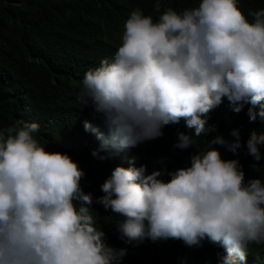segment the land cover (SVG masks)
<instances>
[{"label": "clouds", "instance_id": "9594fccd", "mask_svg": "<svg viewBox=\"0 0 264 264\" xmlns=\"http://www.w3.org/2000/svg\"><path fill=\"white\" fill-rule=\"evenodd\" d=\"M163 3L155 0V19L131 10L114 56L88 68L76 102L107 129L83 124L99 141L94 158L162 138L183 120L194 135L178 132L173 147L195 149L189 164L169 170L161 158L149 171L133 157L94 198L81 187L79 164L40 143L39 123L17 119L0 127V264H122L127 248L110 246L97 226L112 217L125 244L206 241L222 250L219 264H247L250 249L264 246V180L247 179L239 159L225 160L214 147L238 156L246 146L255 171L264 160V132L242 142L233 129L232 140L216 135L194 147L196 138L217 131L209 121L225 98L234 113L247 108L249 122L264 125V8L246 16L238 0H196L180 11ZM94 203L113 215L101 218Z\"/></svg>", "mask_w": 264, "mask_h": 264}, {"label": "trees", "instance_id": "16d2710c", "mask_svg": "<svg viewBox=\"0 0 264 264\" xmlns=\"http://www.w3.org/2000/svg\"><path fill=\"white\" fill-rule=\"evenodd\" d=\"M155 0H0V127L9 126L17 119L36 122L41 130L36 134L48 151L66 153L85 172L81 187L97 198L103 193L100 185L115 167L129 166L136 157V166L146 164L149 171L154 162L167 158L169 170L189 164L195 151L174 149L177 133L194 135L182 120L167 126L162 138L144 143L120 154L98 160L92 152L99 148L95 135L85 132V121L107 134L106 126L90 108L76 102L79 82L90 67H96L104 58L114 56L131 10L140 7L155 19ZM196 0H164L163 7L180 11L195 6ZM238 6L247 16L248 10L264 8V0H238ZM251 19V17H249ZM247 108L234 113L225 98L211 113L210 125L217 131L196 138L199 150L216 135L232 140L230 133L239 129L242 142L252 131L264 132L259 121L250 123ZM42 137V139H41ZM223 159H239L246 178L264 180V160L254 171L255 161L247 156L246 146L238 156L216 145ZM264 152V149H262ZM101 217L113 215L99 205H93ZM93 213L94 217L97 215ZM116 218L98 219V227L105 232L106 242L116 248H127L122 264H219L216 246L203 242L202 247H189L183 241L145 239L139 244H125L115 230ZM264 262V246H253L247 264H256L255 257Z\"/></svg>", "mask_w": 264, "mask_h": 264}]
</instances>
